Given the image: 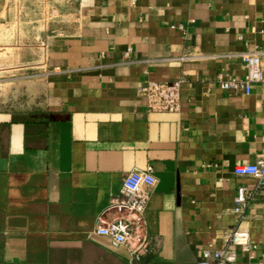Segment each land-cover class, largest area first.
I'll return each mask as SVG.
<instances>
[{
	"label": "crops",
	"instance_id": "crops-1",
	"mask_svg": "<svg viewBox=\"0 0 264 264\" xmlns=\"http://www.w3.org/2000/svg\"><path fill=\"white\" fill-rule=\"evenodd\" d=\"M61 2L44 0L30 104L0 109V264H197L234 228L255 247L227 264H264V187L232 211L236 187L256 183L233 167L264 156V82L248 94L217 82L243 77L240 52L264 65V0ZM147 80H181L180 110L148 111ZM146 166L156 181L133 251L95 229Z\"/></svg>",
	"mask_w": 264,
	"mask_h": 264
},
{
	"label": "built area",
	"instance_id": "built-area-1",
	"mask_svg": "<svg viewBox=\"0 0 264 264\" xmlns=\"http://www.w3.org/2000/svg\"><path fill=\"white\" fill-rule=\"evenodd\" d=\"M178 27L182 28L181 25ZM238 56L245 68L243 77H224L220 74L217 77L218 86L224 91L240 90L248 94L252 84L264 82L262 56L256 51L240 52ZM187 57L189 56H182L181 59ZM180 86L181 80L169 82L147 80L139 88L138 93L145 98L148 111L178 112L181 108ZM233 173L236 176L254 178L256 182L252 189L245 184L236 187L232 211L242 216L257 190L264 187V156L258 157L253 163L235 165ZM155 181L151 166L127 172L122 180L121 198L111 200L106 208L116 215L110 220L101 219L95 232L110 237L115 244H127L133 251L142 248L145 243V238L141 234L143 212L148 199L147 192L142 188L153 186ZM254 247L247 231L234 228L230 231L224 247L203 250L197 264H227L236 259V249L248 252Z\"/></svg>",
	"mask_w": 264,
	"mask_h": 264
},
{
	"label": "rangeland",
	"instance_id": "rangeland-1",
	"mask_svg": "<svg viewBox=\"0 0 264 264\" xmlns=\"http://www.w3.org/2000/svg\"><path fill=\"white\" fill-rule=\"evenodd\" d=\"M5 0H1L2 5ZM18 2V1H17ZM21 1L19 8L6 2L0 9V109H15L30 104L36 82L41 78L40 54L45 19L52 9L44 0ZM56 7L61 0H47ZM55 16V15H54Z\"/></svg>",
	"mask_w": 264,
	"mask_h": 264
}]
</instances>
